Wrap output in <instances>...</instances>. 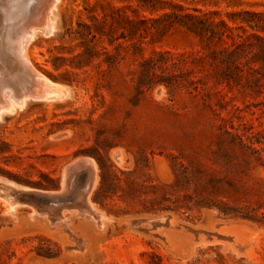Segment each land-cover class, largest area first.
<instances>
[{"label":"rangeland","instance_id":"1","mask_svg":"<svg viewBox=\"0 0 264 264\" xmlns=\"http://www.w3.org/2000/svg\"><path fill=\"white\" fill-rule=\"evenodd\" d=\"M53 19L28 54L67 94L3 117L0 178L66 202L55 221L0 205V264H264V0H60ZM79 160L104 219L76 205Z\"/></svg>","mask_w":264,"mask_h":264},{"label":"bare ground","instance_id":"2","mask_svg":"<svg viewBox=\"0 0 264 264\" xmlns=\"http://www.w3.org/2000/svg\"><path fill=\"white\" fill-rule=\"evenodd\" d=\"M27 1L2 0V3L0 2V121L4 116L23 109L28 101H56L67 94L58 84L51 82L35 69L28 54V47L38 34L47 37L53 33L55 29L53 11L60 0H32L29 2L31 6L28 11L20 16L19 11L23 9ZM1 24L9 26L10 30L8 31ZM79 162L80 160L71 164V167L69 165V171L72 166L78 167ZM82 164L90 169H88L90 173L86 170L87 182L85 181L84 188H78L81 191L79 190L80 193L77 194L79 202L76 205L82 212L91 213L98 219L102 216H99L92 206L90 195H88L96 182V173L93 174V171H96L95 164L90 161ZM70 183L72 184L71 181ZM1 194L4 199L10 198L14 201V205L8 208L5 200L0 198V205L9 214H15L21 208L30 207L35 213L45 215L51 221L62 218L59 204L66 201L63 198H57L56 193L32 190L0 178Z\"/></svg>","mask_w":264,"mask_h":264},{"label":"trees","instance_id":"3","mask_svg":"<svg viewBox=\"0 0 264 264\" xmlns=\"http://www.w3.org/2000/svg\"><path fill=\"white\" fill-rule=\"evenodd\" d=\"M187 19H195V17H192L190 15L185 16ZM198 23L201 24V21L198 20ZM192 29L193 32H204L206 27L205 26H201V27H192L189 28ZM207 30V29H206ZM240 45V43H238L237 41H233V43L231 45H227L225 48L222 49V53H228V55H232L235 53V51L237 50V47Z\"/></svg>","mask_w":264,"mask_h":264}]
</instances>
